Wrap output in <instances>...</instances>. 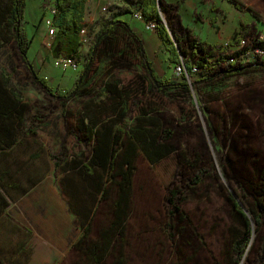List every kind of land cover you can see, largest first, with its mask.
<instances>
[{
    "label": "trees",
    "instance_id": "16d2710c",
    "mask_svg": "<svg viewBox=\"0 0 264 264\" xmlns=\"http://www.w3.org/2000/svg\"><path fill=\"white\" fill-rule=\"evenodd\" d=\"M232 1L239 9L246 6L240 0ZM87 2L88 0H53L56 5V13L53 17L56 32L50 48L55 58L71 56L78 61L77 52L83 44L81 30L85 27ZM126 3H128V8L125 9H119L117 6L108 8L109 17L90 44L81 71L80 83L73 91L76 95L84 97L78 99V102L82 103L95 102L96 98L100 99L98 102L104 103V96L127 103L134 101L137 104L132 110L138 112L136 124L128 130L120 126L111 153H109L110 149L105 147L109 138L104 136L101 137V143L97 142L92 146L93 152L87 155L82 164L81 161L78 162L80 167L88 171L86 175L97 180L99 179V167L106 170L108 181L107 183L105 181L101 201H106L102 208H108L107 213L110 214L108 221L101 224L95 238L92 236L93 224L84 227L83 235L75 245L81 255V264H129L130 258L125 250V244L128 243V222L132 213L137 160L142 155L151 163L156 164L170 157L178 149L173 141L175 131L165 127L161 115L164 111L163 107L152 101L153 96L156 98L157 94L165 95L173 91L171 94L174 98L187 99L192 90L191 84H193L197 88L203 109L209 112L206 93L201 92L203 84L206 87L219 88L230 77L241 75L249 68L264 67V55L258 54L257 61V57H250L252 47L249 45L236 46L240 44L241 39L251 41L252 38L259 36L251 31L250 24H243L241 29L230 38L228 44H211L193 36L185 28L183 32H177L171 21V15L177 11V7L166 3L165 0H126ZM26 4L27 0H0V47L6 44L12 45L14 55L24 66L25 72L45 95L65 98V96L56 95L48 79L36 71L28 56L33 38L30 39L23 30ZM250 9L254 14H259L254 8ZM138 10H141L145 22H156V31L164 47L170 52L171 63L184 64L190 75L194 66L200 67V79H195L190 84L185 75H182L180 80L172 81L161 79L156 75L153 63L147 59L145 54L141 36L131 30L129 23L120 18L123 13L133 15ZM233 45L236 47L230 48ZM260 47H264V40H256L255 48ZM136 63L144 68L145 73L140 74L134 70L132 66ZM102 64L105 65V69H108L105 73H100ZM123 70L134 72V75L126 82L124 77L118 75ZM14 77L21 79L16 65L12 69L0 70L1 151L16 145L18 137L27 128L25 124L30 111L29 103L24 101L21 91L13 82ZM215 77L221 79L219 84L214 82ZM94 78L97 79L94 85L101 87L98 92L96 91L98 87L95 88V86L82 88L84 83ZM68 104L67 101L60 104L64 106L63 116L65 117L70 116L71 113ZM153 104L155 105L152 106ZM129 110H131L129 106L124 109L120 108L118 115L125 117ZM224 114V112L217 111L214 114L217 121L209 124L216 136L219 132H224L226 137V134L231 132L230 119ZM79 119L84 124V116ZM41 127L44 128V125ZM190 130V126L186 125L183 134L187 135ZM203 150L204 153L196 149L194 159L184 158V153H180L182 164L193 172V175L188 177V186L191 190L203 185L208 187L212 184V181L209 182L208 179L212 178L213 184L217 183L216 188L224 193L232 222L228 231L224 260L218 264H240L246 257L248 248L251 247L254 232H262L264 229V160H261L260 151L255 152L245 143L241 146L235 142L231 146L234 156L240 158L241 161L235 164L230 158L231 173L228 171L227 177L236 180L238 188L243 192L242 202L245 204L243 208L235 195L230 193L219 182L218 176L210 171L208 151L205 147ZM60 160L61 158H57V165ZM90 169L91 172H89ZM182 178L180 177L177 183H172L171 197L168 198L173 210L167 222V230L173 237L175 234L172 232L174 230L172 214L179 210V202L186 194L183 189L185 176ZM194 193L197 192L194 191ZM262 251L263 263L261 264H264V246Z\"/></svg>",
    "mask_w": 264,
    "mask_h": 264
},
{
    "label": "rangeland",
    "instance_id": "374dc122",
    "mask_svg": "<svg viewBox=\"0 0 264 264\" xmlns=\"http://www.w3.org/2000/svg\"><path fill=\"white\" fill-rule=\"evenodd\" d=\"M52 2L53 0H27L25 8L23 30L30 39L33 38L28 56L39 71H45L43 70L45 60L39 69V58L42 54L50 57L48 50L50 46L46 43L52 41L55 36L49 35L48 28L43 21L44 7H48ZM108 10V8L105 11L102 10L104 16L107 15ZM44 28L46 32L43 39ZM87 35L86 33V37ZM86 39L88 41V37ZM84 45H89V42H85ZM161 64L163 65V62ZM169 64L172 72L169 79L171 81L180 80L181 76L175 73L173 64ZM15 65L21 79L14 77L13 82L21 91L24 101L30 105L25 124L27 127L24 132L25 136L35 137L34 140L39 144L44 145L48 142L52 152L54 149L53 155H59L62 160L72 154H87L90 144L80 143L75 139L72 134L75 132L72 118L61 117L63 111L59 107L61 102L67 101L69 104H74L79 98H84L73 93L80 83L84 63L79 72H65L54 68L59 71V78L68 81L61 88L58 85L53 86L57 91V96H65L61 99L45 95L41 88L33 82L25 72L24 66L14 55L12 45L6 44L0 47V70L12 69ZM132 67L140 74L145 73L139 63ZM106 70L108 69H105V65L102 64L100 73H105ZM131 73L133 72L122 71L118 75L125 79L132 76ZM42 74L50 75L49 72ZM191 78L192 83L193 80L200 79V75H193ZM163 79L167 80V78ZM220 81V78L215 77L216 84ZM89 82L84 83L82 88L88 87ZM191 88L187 99L174 98L171 94L173 91L165 95L157 94L156 98L155 96L152 98L153 102L163 107L162 119L165 127L175 131L173 141L178 149L170 157L156 164L143 156L137 160L132 213L128 222V243L125 244V250L130 258L129 264H218L224 260V250L232 222L224 193L216 188L217 183L213 184L212 178L208 179L209 182L212 181L211 186L203 185L191 190L188 186V177L193 172L182 164L180 153H184V158L194 159L196 149L204 153L203 148L205 147L208 151L210 171L218 176L219 182L230 193L236 195L237 201L241 203H243V192L238 188L236 180L227 177V172L231 173L230 158L235 164L241 161L240 158L234 156V151L231 150L232 144L236 142L243 146L245 143L255 152L260 151L261 160H264V67L249 68L241 75L230 77L219 88L206 87L203 84L201 92L206 93L210 113L203 109L196 86L191 84ZM217 111L224 112L230 119L229 129L232 135L228 133L225 137L224 132H219L216 136L209 126L210 122H215L214 114ZM52 120L60 121L63 127V134L60 136L61 145H58L59 152L54 137L45 131H40L41 126ZM186 125H189L191 130L184 135ZM236 133L240 136H236ZM184 176L183 189L186 194L179 202V210L172 214L174 224L172 232L175 234L173 237L167 230V222L173 210L168 198L171 197L172 183H177L178 179ZM243 205L245 207L244 203ZM102 210L103 212L98 214L93 223V238L98 234L101 224L110 218V214L107 213L108 208L104 207ZM253 235L251 247L248 248L246 257L240 264L263 263L264 229L262 232H254ZM34 257L31 256L30 259L33 260L30 264H36L35 261L39 263ZM41 257L46 264H59L60 262V256L51 255L48 250H44ZM80 259V253L74 248L60 264H81ZM0 264L7 263L0 257Z\"/></svg>",
    "mask_w": 264,
    "mask_h": 264
},
{
    "label": "crops",
    "instance_id": "0c3cea01",
    "mask_svg": "<svg viewBox=\"0 0 264 264\" xmlns=\"http://www.w3.org/2000/svg\"><path fill=\"white\" fill-rule=\"evenodd\" d=\"M165 1L177 7V11L171 15L172 24L177 32L181 33L185 28L203 42L226 44L243 24H250L251 31L264 37V0H240L246 5L243 9H239L232 0ZM111 6L125 9L128 8V3L126 0L87 2L84 28L88 34L89 45L83 43L77 52L81 68L92 40L109 17V13L104 16L103 7ZM46 8L45 6L44 13ZM250 8H254L259 14H254ZM120 18L129 23L132 31L141 36L145 54L153 63L156 75L161 79H169L172 74L169 64L170 52L164 47L158 31L148 28L147 22L131 13H123ZM45 32L44 28L43 39ZM48 50L50 57L42 54L38 62L40 69L45 60L43 67L45 71L35 69L42 76H44L42 73L49 72L50 75L44 77L57 93L53 86L58 85L61 88L68 81L59 78V71L54 69L57 68L54 65L55 55L51 48ZM175 66L173 64L174 71ZM69 71L71 70L65 72ZM131 74L133 76L134 72ZM132 76L125 78V82ZM96 80L92 79L88 88L95 86ZM97 87L98 92L101 87ZM96 99L95 102L77 101L67 105L71 112L68 117L72 118L75 126V132L72 134L80 143L90 144V150L85 153L86 155L72 154L62 160L59 155H53L54 149L52 152L48 142L44 145L39 144L34 140L35 137L25 136V133L18 137L15 146L0 151V257L5 263L30 264L33 260L30 259L31 256H35V260L39 261V263L35 261L36 264H46L41 256L44 250H48L49 254L60 256V264L75 248L83 235L84 227L93 224L98 214L103 212L102 207L106 201H101V197L105 181L106 183L108 181V174L99 167V179L91 178L86 175L88 171L80 167L78 162L81 161L82 164L87 155L93 152L92 146L97 142L101 143V137L104 136L109 138L105 147L109 148L111 153L120 126L128 130L136 124L138 112L132 110L137 104L134 101L127 103L104 96L103 103L98 102L99 98ZM126 106L131 109L128 114L125 117L118 115L119 109H124ZM59 107L64 110L63 105ZM81 116L85 118L84 124L79 119ZM60 123L52 120L46 122L44 128H40V131H45L54 137L57 149L58 145H61L60 136L63 134ZM57 158H61L58 165ZM91 171L90 169L89 172Z\"/></svg>",
    "mask_w": 264,
    "mask_h": 264
},
{
    "label": "built area",
    "instance_id": "2783aa9c",
    "mask_svg": "<svg viewBox=\"0 0 264 264\" xmlns=\"http://www.w3.org/2000/svg\"><path fill=\"white\" fill-rule=\"evenodd\" d=\"M106 9H107L106 7H103V11H105ZM55 13H56V5H55V3L52 2L46 8V15L43 18V21H44L45 25L48 28V32H49L50 36L55 35V32H56V29L53 26V17L55 15ZM133 15L136 18L141 19V20L144 21V18L142 16L141 10L135 11L133 13ZM147 25H148V28H150V29H156V27H157V24H156L155 21L147 22ZM86 33H87L86 32V28H83L81 30V37H82V42L83 43L88 42L87 39H86L87 38L86 37ZM256 40H264V37L259 35V36L255 37V38H252L251 41H248L246 39H241L240 44L236 45V46L249 45L250 47H252V54H251L250 57H257V61H258V54L264 53V50H257L255 48ZM51 44H52V41L46 43L47 46H51ZM226 44H228V42ZM236 46L233 45V46H230V48H235ZM54 65L57 68H59V69H61L63 71L71 70V71H74V72H78L81 69V64L75 58H73L71 56H59V57H56L54 59ZM175 71H176L177 75H179V76L185 75L187 81L191 84V81H192L191 77L193 75H200L199 72L201 71V68L198 67V66H194L192 68V74L190 75V73L188 72V70L186 69L184 64H178V65L175 66Z\"/></svg>",
    "mask_w": 264,
    "mask_h": 264
},
{
    "label": "bare ground",
    "instance_id": "6f19581e",
    "mask_svg": "<svg viewBox=\"0 0 264 264\" xmlns=\"http://www.w3.org/2000/svg\"><path fill=\"white\" fill-rule=\"evenodd\" d=\"M257 50H264V47L257 48ZM261 55H264V53H260Z\"/></svg>",
    "mask_w": 264,
    "mask_h": 264
},
{
    "label": "water",
    "instance_id": "95a60500",
    "mask_svg": "<svg viewBox=\"0 0 264 264\" xmlns=\"http://www.w3.org/2000/svg\"><path fill=\"white\" fill-rule=\"evenodd\" d=\"M235 197H236V195H235ZM239 202V201H238ZM240 203V205L244 208V205H243V203H241V202H239Z\"/></svg>",
    "mask_w": 264,
    "mask_h": 264
}]
</instances>
